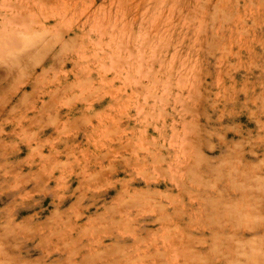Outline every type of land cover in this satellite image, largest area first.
Here are the masks:
<instances>
[{
  "label": "rangeland",
  "instance_id": "rangeland-1",
  "mask_svg": "<svg viewBox=\"0 0 264 264\" xmlns=\"http://www.w3.org/2000/svg\"><path fill=\"white\" fill-rule=\"evenodd\" d=\"M0 264H264V0H0Z\"/></svg>",
  "mask_w": 264,
  "mask_h": 264
},
{
  "label": "crops",
  "instance_id": "crops-1",
  "mask_svg": "<svg viewBox=\"0 0 264 264\" xmlns=\"http://www.w3.org/2000/svg\"><path fill=\"white\" fill-rule=\"evenodd\" d=\"M107 98L109 97H102L99 100L94 101L91 105H83L81 106V114L77 116L75 119V123L80 129L81 139L80 142L82 144L83 148H90L91 142H92V132H93V126H97L98 124L95 121H97V116L107 114L109 111V105L110 102H106ZM90 122V123H89ZM58 137V134H54L53 131L46 137H42L44 140L51 141L53 139H56ZM95 137H93L94 139ZM60 140H66L65 138L59 137ZM67 144V143H66ZM45 149V148H44ZM90 150V149H89ZM22 161H19L21 164ZM39 163L37 158H34L31 161H28L24 164L26 165H34ZM33 188V187H32ZM34 194H42L44 195V191L40 192H34Z\"/></svg>",
  "mask_w": 264,
  "mask_h": 264
},
{
  "label": "bare ground",
  "instance_id": "bare-ground-1",
  "mask_svg": "<svg viewBox=\"0 0 264 264\" xmlns=\"http://www.w3.org/2000/svg\"><path fill=\"white\" fill-rule=\"evenodd\" d=\"M40 24H41V23H40ZM68 24H69V23H68ZM52 27H53V26H52ZM8 39H9V38H8ZM11 39H12V38H11ZM11 39H10V40H11ZM17 39H18V38H17ZM12 40H14V39H12ZM14 42H15V44H17V43H16V39H15ZM14 42H13V43H14ZM1 43H2V42H1ZM8 43H9V42H8ZM18 43H19V42H18ZM11 44H12V42H11ZM11 44H10V43H9V45L7 44L8 47H9ZM15 44H14V46H16ZM2 45H3V44H2ZM18 45H19V44H18ZM5 47H7V46H5ZM11 48H12V47H11ZM18 48H19V47H18ZM12 49H13V48H12ZM2 50H3V49H2Z\"/></svg>",
  "mask_w": 264,
  "mask_h": 264
}]
</instances>
